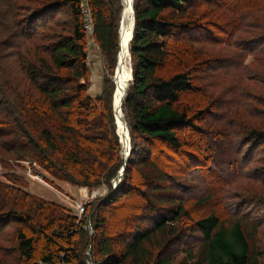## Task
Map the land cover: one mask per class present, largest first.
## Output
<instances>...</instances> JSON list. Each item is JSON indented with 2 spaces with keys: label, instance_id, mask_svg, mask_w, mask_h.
<instances>
[{
  "label": "trees",
  "instance_id": "trees-1",
  "mask_svg": "<svg viewBox=\"0 0 264 264\" xmlns=\"http://www.w3.org/2000/svg\"><path fill=\"white\" fill-rule=\"evenodd\" d=\"M210 5V0H133L132 81L122 108L132 151L122 183L112 192L110 181L123 164L113 115L115 88L107 77L98 97L88 94L78 0H0V17L12 38L5 48L10 45L17 57V38L32 43V51L21 56L26 89L18 91L10 82L13 92L0 100V147L6 141L3 150L14 160L34 162L54 180L108 189L87 206L90 232L71 212L31 195L21 180L8 179L14 186L0 185V264H10L7 259L89 264L91 257L92 264H261L241 221L225 228L213 212L191 211L173 189L176 178L209 161L227 157L230 168L224 172H229L239 166L238 158L252 162L264 150V126L249 127L240 115L235 118L241 132L231 133L217 157L216 142L206 140L218 103L203 84L215 58L201 46L221 45V34L226 35L218 18L207 19L216 16L205 9ZM87 6L93 37L113 73L121 0H87ZM64 9L69 11L64 31L39 38L41 23ZM251 175L264 183V166ZM150 185L154 190L146 192ZM188 224L202 234L200 249L176 259L171 248L179 246Z\"/></svg>",
  "mask_w": 264,
  "mask_h": 264
},
{
  "label": "rangeland",
  "instance_id": "rangeland-1",
  "mask_svg": "<svg viewBox=\"0 0 264 264\" xmlns=\"http://www.w3.org/2000/svg\"><path fill=\"white\" fill-rule=\"evenodd\" d=\"M210 2L212 5L205 9L207 11L213 9V14L216 16H212L211 13L206 16L207 19L218 18L217 23L226 32V35L221 34L225 41L223 44L201 46L204 52L215 58V65L204 78L203 84L206 95L218 103L216 114L209 121L210 129H206V132L211 133L206 140L216 142L214 148L217 157L218 149L225 150L223 146L229 142L231 133L241 132L236 126V115L246 117L245 125L249 127L260 129L264 126V54H262L264 53V0H246L241 4H238L239 0H210ZM247 3L249 8L246 7ZM68 19L69 11L64 9L53 15L52 19L45 23L46 26L41 23L43 27L37 30L36 35L42 39L47 34L53 36L63 32ZM7 23L4 18L0 17V100L13 92L10 82L18 91L26 89L22 88L26 76L23 75L22 63L24 61L21 56L32 51L31 42L18 38L17 57L16 52L11 51L10 45L5 48L8 39L12 41L11 32L6 29ZM215 34L216 38L219 37L217 32ZM88 41L85 47L86 65L89 71L88 94L95 98L101 92L104 80L107 77L109 80L113 78L115 70L112 73L108 69L109 66L100 54L94 37ZM4 56L7 58L5 59ZM130 63L132 64L131 55ZM84 82L83 79L80 84L83 85ZM122 115L124 117V112ZM119 137L121 149V136ZM4 143L0 147V185H12L9 180L13 178L21 180L25 191L37 198L56 203L71 212L77 218V223L84 221L91 232L92 224L90 226L89 219L87 221L85 215L87 206L101 200L108 192L107 187L102 185L99 188L89 189L54 180L34 162L14 160L13 153L3 150ZM257 154L252 162L238 158L239 166L235 168L231 166L229 172H224V169L230 168L227 157L221 155L225 158L215 162L209 161L205 168L188 171L181 176V179H173L177 184L173 189L177 190V196L188 202L187 205L191 211L202 209L207 214L213 212L219 218L220 225L225 228H229L235 221H241L242 227L250 235L249 242L253 257L264 264V204H261V200H257L258 198L264 199V183L261 179L251 175L252 172L264 166V150ZM153 185L145 191L154 190ZM82 190H85L84 195L81 193ZM76 203L84 206V212L80 215H76ZM160 205L164 206L162 202ZM180 223L183 224L184 221L176 222L175 225L178 226ZM128 226L132 227L133 224ZM83 227L86 229V225ZM112 229L113 227L108 228V230ZM122 231L129 232L128 230ZM120 232L121 230L118 233ZM201 241L202 234L197 231L194 224H188L179 246H174L171 251L175 252L173 255L176 259L182 258V253L186 250L196 255ZM7 261L12 263L9 259ZM40 263L42 262L36 264Z\"/></svg>",
  "mask_w": 264,
  "mask_h": 264
},
{
  "label": "bare ground",
  "instance_id": "bare-ground-1",
  "mask_svg": "<svg viewBox=\"0 0 264 264\" xmlns=\"http://www.w3.org/2000/svg\"><path fill=\"white\" fill-rule=\"evenodd\" d=\"M132 2L133 0H122L123 9L120 15V24L118 31V56L117 64L115 66V74L111 78V82L116 86L112 102H113V112L114 117L116 118L115 126L116 134L121 136V157L122 160L124 157H127L128 151L130 149V134L128 132V126L126 119L123 117V104L124 98L126 96L127 90L131 84V63H130V54L128 52V47L131 42V34L133 32V22H132ZM134 10V9H133ZM120 34V36H119ZM125 123V124H124ZM120 138V137H119ZM129 140V142H128ZM129 144V146H128ZM129 148V150H128ZM129 154V156H130Z\"/></svg>",
  "mask_w": 264,
  "mask_h": 264
},
{
  "label": "built area",
  "instance_id": "built-area-1",
  "mask_svg": "<svg viewBox=\"0 0 264 264\" xmlns=\"http://www.w3.org/2000/svg\"><path fill=\"white\" fill-rule=\"evenodd\" d=\"M78 3H79V7H80V14H81V20L83 23V31L85 34V39L89 40V39L93 38V23L91 22L90 9L87 6V0H78ZM88 40H87V42H89ZM75 211H76V215H80L81 213H83L84 212L83 204H81V203L77 204L76 203ZM40 264H47V263L42 262Z\"/></svg>",
  "mask_w": 264,
  "mask_h": 264
},
{
  "label": "water",
  "instance_id": "water-1",
  "mask_svg": "<svg viewBox=\"0 0 264 264\" xmlns=\"http://www.w3.org/2000/svg\"><path fill=\"white\" fill-rule=\"evenodd\" d=\"M132 22H133V28H134V25H135V22H134V10H133V7H132ZM133 33V32H132ZM132 35V34H131ZM131 38H132V36H131ZM132 40V39H131ZM130 54V53H129ZM130 70H131V68H130ZM131 73H132V70H131ZM131 81H132V74H131ZM114 109V108H113ZM113 115H114V113H113ZM125 124V123H124ZM128 142H129V140H128ZM128 146H129V144H128ZM128 150H129V148H128ZM129 154H130V150L128 151V154H127V157H124V159H123V164H122V167L120 168V170L118 171V173H117V175H116V177L114 178V179H112V181H111V183H112V192H114L116 189H118V187L121 185V180H122V175H123V172H124V170H125V166H124V164H125V162H127V160H128V158H129ZM88 252H89V250H88ZM88 263L89 264H91V262L90 261H88Z\"/></svg>",
  "mask_w": 264,
  "mask_h": 264
},
{
  "label": "crops",
  "instance_id": "crops-1",
  "mask_svg": "<svg viewBox=\"0 0 264 264\" xmlns=\"http://www.w3.org/2000/svg\"><path fill=\"white\" fill-rule=\"evenodd\" d=\"M81 193H82V195H84L85 194V190H82Z\"/></svg>",
  "mask_w": 264,
  "mask_h": 264
}]
</instances>
